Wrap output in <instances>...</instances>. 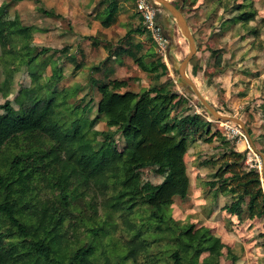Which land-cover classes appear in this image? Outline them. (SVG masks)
Instances as JSON below:
<instances>
[{"label":"rangeland","instance_id":"rangeland-1","mask_svg":"<svg viewBox=\"0 0 264 264\" xmlns=\"http://www.w3.org/2000/svg\"><path fill=\"white\" fill-rule=\"evenodd\" d=\"M108 1L93 0V10H88L87 0H0L2 18L13 20V28L31 27L30 37L13 32L6 47H0V84L3 86L0 113L17 115L25 98L24 89L41 84L45 91L56 93L57 109L63 108L64 100L68 106L79 105L80 109L90 103L91 109L84 115L92 119L100 98L94 80L106 81L107 73H111L110 77L127 82L120 91L149 87L155 80L126 49L138 54L151 51L154 54L147 56L146 61L155 57L163 59L168 73L162 81H173L180 97L185 98L177 104L176 112H199L211 121L210 134L196 136L187 143L188 193L174 196L166 212L177 223L206 227L221 238L224 247L214 257H209V252L202 253L201 262L210 259L215 264H264V217L251 216L246 203L241 216L229 212L225 204L233 200V194L225 192L223 185H209L220 168L223 177H231L233 169L248 170L252 166L260 170L264 188V157L258 152L264 153V0H171L177 6L185 4L184 15L196 38L197 51L187 69L189 76L222 114L239 117L245 122L258 151L252 147L239 123L212 117L196 93L180 84L179 67L190 52V45L174 16L159 3L162 15L170 19L173 38L170 43L167 40L158 42L148 30L144 33L131 31L143 26L136 0H119L115 21L104 27L96 15ZM43 9L55 13L48 14ZM246 12L252 16L247 20L237 18ZM73 53L75 55L71 56ZM169 53L174 56L173 62ZM35 55L38 56L28 62V58ZM33 67L39 74L37 82L32 79ZM105 67H113L115 72H105ZM7 101L12 111L2 106ZM94 129L108 130L109 127L106 121H99ZM120 134L116 138L121 150ZM231 149L245 156L234 162L229 154ZM19 150V143H11L6 153L13 156ZM154 167L157 166L142 164L139 167L141 183L158 184L165 178L168 169L157 172ZM47 183L41 178L35 180L24 193L23 202L29 212L44 204L52 205L53 201L62 209L57 192ZM79 191L83 194L74 199L72 205V221L77 230L69 232V239L86 244L91 234L89 230L105 225L109 233L98 238L97 257L93 258V264H103L113 253L109 251L112 244L122 246L134 221L140 225L143 217L133 210L128 214L131 222L127 224L118 213H110L104 203L109 201L112 188L92 182ZM160 235L154 231L145 232L147 244L151 245L148 253H160L168 243L167 240L153 243Z\"/></svg>","mask_w":264,"mask_h":264},{"label":"trees","instance_id":"trees-1","mask_svg":"<svg viewBox=\"0 0 264 264\" xmlns=\"http://www.w3.org/2000/svg\"><path fill=\"white\" fill-rule=\"evenodd\" d=\"M118 1L109 0L97 13L96 18L104 27L115 21ZM2 12L0 8V47H6L13 32L26 38L31 36L30 26L13 28V20L3 19ZM137 13L142 16L138 8ZM250 16L246 12L237 18L247 20ZM156 17L170 43L173 34L166 29L162 11ZM141 18L143 26L131 31L147 30ZM126 51L155 82L138 91H120L127 82L110 77L111 73H107L106 81L94 80L100 98L92 119L84 115L91 109L90 103L80 109L79 105L68 106L64 100L63 108L57 109L56 93L45 91L41 84L24 89L25 98L17 115L0 113V264H93L98 238L109 233L105 225L92 227L86 244L69 239V232L77 230L72 221L73 200L83 194L79 191L82 186L86 188L92 182L112 188L109 201L104 203L110 213H118L127 224L131 222L128 214L133 210L143 217L140 225L134 221L122 246L112 244L109 251L113 253L103 264H215L210 259L201 262L199 256L204 252H209V257L216 256L225 245L221 238L206 227L177 223L166 212L174 196L188 193L187 143L196 136L210 134L211 121L199 112H176L177 104L185 98L180 97L173 81H162L168 73L163 59L146 61L154 53L138 54L130 48ZM169 54L173 62L174 56ZM36 56L29 57L28 62ZM103 70L115 72L113 67ZM31 74L37 82L39 74L34 67ZM2 106L9 111L13 109L9 101ZM99 121H106L109 129H94ZM119 133L121 150L116 138ZM99 134L103 137L98 138ZM16 142L20 150L11 156L6 151ZM229 154L234 162L245 156L236 149ZM142 164L157 166L154 167L157 172L167 168V175L158 184L141 183ZM221 170L209 185H223L225 192L233 194V200L225 208L241 216L246 203L251 216L264 217V188L258 167L233 169L231 177H223ZM40 178L57 192L63 210L56 201L30 212L25 209L24 193ZM147 231L161 234L153 243L167 240L160 253H148L151 245L144 237Z\"/></svg>","mask_w":264,"mask_h":264},{"label":"water","instance_id":"water-1","mask_svg":"<svg viewBox=\"0 0 264 264\" xmlns=\"http://www.w3.org/2000/svg\"><path fill=\"white\" fill-rule=\"evenodd\" d=\"M155 1L160 3L171 15H173L175 17V19L177 20L181 29L183 30L185 36L189 40L190 52L188 53L187 57H185V59H183V61L180 64V67H179V74L181 77V80H180L181 85L189 87L190 89H192L196 93V95L199 97L202 104L209 111V113L211 114L212 117H214L216 119L232 120V121L239 123L243 127V129L245 130V133H246L252 147L255 150H257V147L254 144V141L251 137V132H249V130L247 129L245 122L242 119H240L239 117H236L233 115L222 114L212 103H210L204 97V95L201 93V91L198 88L195 81H193V79L188 74L187 69H188V66H189V63H190L192 57L194 56V53H196V51H197V46H196L195 35L193 34V32L190 28V25L188 23V20L184 15L185 4L183 3L180 6H177L171 0H155ZM258 152L262 155V157H264L263 152H261V151H258ZM262 171H263V175H264V163H263Z\"/></svg>","mask_w":264,"mask_h":264},{"label":"built area","instance_id":"built-area-1","mask_svg":"<svg viewBox=\"0 0 264 264\" xmlns=\"http://www.w3.org/2000/svg\"><path fill=\"white\" fill-rule=\"evenodd\" d=\"M137 8L141 12L146 29L152 33L154 39L158 42L167 40L163 34L162 26L159 24L157 17L161 11L160 6L155 0H136Z\"/></svg>","mask_w":264,"mask_h":264},{"label":"crops","instance_id":"crops-1","mask_svg":"<svg viewBox=\"0 0 264 264\" xmlns=\"http://www.w3.org/2000/svg\"><path fill=\"white\" fill-rule=\"evenodd\" d=\"M86 6H88V10H90V9L93 10V0H87ZM89 12H92V11H89ZM164 20H165V22L167 24L166 25L167 26L166 29H168L171 32V34H172V28L170 26V19H169V17H167L166 15H164Z\"/></svg>","mask_w":264,"mask_h":264},{"label":"clouds","instance_id":"clouds-1","mask_svg":"<svg viewBox=\"0 0 264 264\" xmlns=\"http://www.w3.org/2000/svg\"><path fill=\"white\" fill-rule=\"evenodd\" d=\"M156 2V1H155ZM159 4V3H158ZM160 6V5H159Z\"/></svg>","mask_w":264,"mask_h":264}]
</instances>
